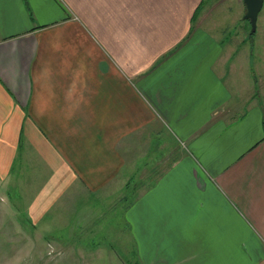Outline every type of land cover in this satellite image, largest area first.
Listing matches in <instances>:
<instances>
[{"label": "crops", "instance_id": "crops-1", "mask_svg": "<svg viewBox=\"0 0 264 264\" xmlns=\"http://www.w3.org/2000/svg\"><path fill=\"white\" fill-rule=\"evenodd\" d=\"M245 14L242 0H0L14 227L126 264H264V0L254 32ZM87 213L98 229L66 225Z\"/></svg>", "mask_w": 264, "mask_h": 264}, {"label": "rangeland", "instance_id": "rangeland-1", "mask_svg": "<svg viewBox=\"0 0 264 264\" xmlns=\"http://www.w3.org/2000/svg\"><path fill=\"white\" fill-rule=\"evenodd\" d=\"M250 29L251 26L249 23V31ZM252 75H254L253 70ZM28 189L29 188H23L25 193H28ZM126 193L127 191L125 190V194ZM14 197L15 194L9 199L4 193H0V264H126V252H116L107 249L83 250L80 249L83 246L74 241L79 237L75 235L72 239L69 238L70 236H40V248H38V236L31 232L30 227L25 226L24 223L14 227V224L16 225V223H14L16 219L14 220L10 214L15 212L13 206L15 203H12L13 205L11 204L10 206L9 204L11 202L8 203V201H12ZM59 206L64 207V203L59 204ZM78 208L80 209L79 203ZM1 213L4 214L1 216ZM79 213L80 211L75 214ZM91 214L93 213L82 214L81 219L73 216L71 221L66 225H77L82 228L87 226L93 228V230H95V228L98 229L99 224L95 221L98 218H84V216ZM63 223L64 220L62 219L61 224ZM18 226H20V228H16ZM7 228H9V230L5 233L3 230ZM90 237L92 236L82 235L80 239L85 241ZM58 239L60 241L57 242ZM120 248H122L121 244Z\"/></svg>", "mask_w": 264, "mask_h": 264}, {"label": "water", "instance_id": "water-1", "mask_svg": "<svg viewBox=\"0 0 264 264\" xmlns=\"http://www.w3.org/2000/svg\"><path fill=\"white\" fill-rule=\"evenodd\" d=\"M246 7L245 19L250 23L252 32L256 29V21L259 11L262 8L263 0H242Z\"/></svg>", "mask_w": 264, "mask_h": 264}]
</instances>
